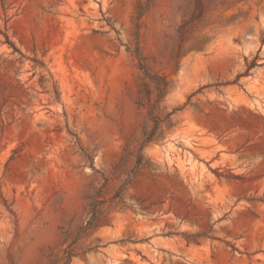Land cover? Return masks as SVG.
<instances>
[{
  "label": "rangeland",
  "instance_id": "1",
  "mask_svg": "<svg viewBox=\"0 0 264 264\" xmlns=\"http://www.w3.org/2000/svg\"><path fill=\"white\" fill-rule=\"evenodd\" d=\"M0 183V264H264V0H0Z\"/></svg>",
  "mask_w": 264,
  "mask_h": 264
},
{
  "label": "trees",
  "instance_id": "2",
  "mask_svg": "<svg viewBox=\"0 0 264 264\" xmlns=\"http://www.w3.org/2000/svg\"><path fill=\"white\" fill-rule=\"evenodd\" d=\"M142 69L144 70L143 67H142ZM144 72H145V74L147 75V77H149V78H151V79H153V80H156V81L159 80L158 77H154V76L150 75L149 73H147V71L144 70ZM166 88H167V82L165 81L163 92L165 91ZM160 98H162V96H161ZM158 125H159V122H156V128L158 127ZM1 188H2V187H1V183H0V194H1ZM65 254H66V255H65V257H64L63 259L65 260V264H69L70 261L72 260L73 254L70 253V252H68V251H66ZM53 264H56V262L53 263Z\"/></svg>",
  "mask_w": 264,
  "mask_h": 264
}]
</instances>
